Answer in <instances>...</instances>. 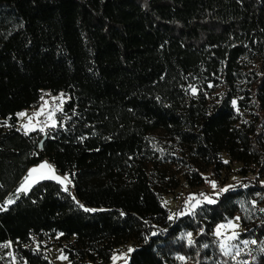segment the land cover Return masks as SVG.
<instances>
[{
    "label": "trees",
    "instance_id": "obj_1",
    "mask_svg": "<svg viewBox=\"0 0 264 264\" xmlns=\"http://www.w3.org/2000/svg\"><path fill=\"white\" fill-rule=\"evenodd\" d=\"M44 94L65 97L61 117L24 134L18 114ZM44 161L67 190L18 192ZM226 169L241 182L170 219L163 190ZM260 177L264 0H0V245L20 264H54L56 235L69 264L129 243L128 264H264ZM236 216L235 262L213 231Z\"/></svg>",
    "mask_w": 264,
    "mask_h": 264
},
{
    "label": "rangeland",
    "instance_id": "obj_2",
    "mask_svg": "<svg viewBox=\"0 0 264 264\" xmlns=\"http://www.w3.org/2000/svg\"><path fill=\"white\" fill-rule=\"evenodd\" d=\"M64 101H65V97L62 95L56 96V95H52V94H44L39 105L36 108L26 109V110L19 112V114L24 113L25 115L20 116L18 114V125H17L18 129L25 134L26 130L23 127V125L29 124V119L31 118V126H34L35 130H29V131H27V134L32 133V132H36L37 135L44 134L45 130L48 127L55 126L58 118L61 117L60 112L62 111ZM38 112L41 114L39 116H36L35 114ZM49 117H51V118H49ZM41 128H43V131L40 130ZM223 161L225 162L228 160L226 158H223ZM45 162L47 164L51 165L47 161H44L42 163H45ZM42 163H40V164H42ZM40 164H38L35 167H31L28 170L26 177L28 176V173L31 169L37 168ZM56 175L60 176L61 178L64 177V175H60L58 173H56ZM178 177L176 178L177 180H178ZM206 177H207L206 183L203 186L198 187V188H190L187 184H185L182 181V179H179L178 180V186L176 188L172 185V186H169L166 190H163L162 195H161L162 196V203L165 206V208L167 209V211L169 212V216L171 218L174 217L175 215L181 216V215L189 214V213L195 211L197 209V207H199L203 203H207V201L204 200V196H207L214 201V198L222 193L220 191L221 189H227L229 187L237 185L242 180V178L238 175V169L233 170V171L226 169V171L221 172L216 178L210 176L209 173L206 175ZM259 179L261 181L260 183H262V185H264V178L260 177ZM24 181H25V179H24ZM42 181L56 182L55 180H51V179L40 180L39 182H42ZM213 183L216 184V188L212 187ZM35 184H37V183H35ZM35 184H33V185H35ZM58 184H60V183H58ZM60 185L64 188H68V186H70V182H68L66 184H60ZM29 190L27 191V193L29 192ZM21 193H24V192H21ZM201 194H203V195H201ZM192 196H195L200 201V203L198 204V206L195 209H192L190 204L188 203L189 198ZM195 203H196L195 200L191 201V204H195ZM237 218L238 217L236 216L231 221L234 224L238 225V227H236L234 229V231L238 234V239L230 241V243L232 245H235V247L232 249V255L228 256L232 260H234L235 262L239 261L240 258L244 255V253L249 250L248 245L245 246L243 243H241L242 240H240L239 235L243 232V228L241 227L239 219H237ZM224 224H226V223H224ZM217 226L215 227V229L213 231V236L219 244V241L215 235V230H216ZM224 235L225 236H231L232 230L226 231L224 233ZM57 238H58L57 235L54 237H50L49 239H46V241L42 242V245L46 247L48 257L54 264H69L67 259H61L62 256L63 257H66V256L64 255V253L62 251V247L60 246V244L56 242L57 240H55V239H57ZM4 245H10V244L9 243H3L0 245V264H20L19 261L17 260L16 256H15V254L13 253L11 246L5 247ZM133 248L134 247L132 246V244L129 243V244H126V245L122 246L121 248L117 249L113 253L111 260L108 264H128L131 253L133 252ZM129 249H132V251L129 252ZM237 249L240 250V254L238 256L235 255ZM113 256H120V257H124V258L123 259H117L114 262L112 259Z\"/></svg>",
    "mask_w": 264,
    "mask_h": 264
},
{
    "label": "snow or ice",
    "instance_id": "obj_3",
    "mask_svg": "<svg viewBox=\"0 0 264 264\" xmlns=\"http://www.w3.org/2000/svg\"><path fill=\"white\" fill-rule=\"evenodd\" d=\"M211 87V85H210ZM191 91L193 92V94H195L196 89L194 87H192ZM235 101H233V105H235ZM41 113H36V116H39ZM20 116H24V113L19 114ZM51 118V117H49ZM23 127L25 128V134H27V131L29 130H35L34 126H31V118L29 119V124L27 125H23ZM41 131H43V128L40 129ZM225 163H227V161H225ZM55 180L57 183L60 184H66L69 181V178L67 175H65L63 178H61L60 176L56 175L55 169L45 163L40 164L37 168H33L29 171L28 176L25 178L24 183L21 185V187L18 189V192H24L27 193V191L33 186V184L38 183L40 180ZM213 188H216V184L213 183L212 184ZM65 190H67V188H65ZM221 192L227 191V189H221ZM203 195V194H201ZM195 200L196 203L195 204H191V201ZM204 200L207 201V203L211 204L214 203V201L207 197L204 196ZM8 203H12L11 200L8 201ZM191 206L192 209H195L198 204L200 203V201L195 197L192 196L189 198V202H188ZM85 211H91L89 209H85ZM261 211H264V209H262ZM191 214H195L194 212H192ZM171 219V217H170ZM239 219V218H237ZM238 227L237 224H234L232 221H229L226 224H220L217 226L216 230H215V235L219 241V247L223 253V255L225 256H230L232 255V249L235 247V245H232L230 243V241L232 240H236L238 239V234L234 231V229ZM228 230H232V235L231 236H225L224 233ZM189 236V244L192 243L191 240V234H188ZM241 243H243L245 246H247V244L249 243V241H241ZM251 243H256V241H251ZM5 247H10V245H4ZM132 249H129V252H131ZM240 254V250L237 249L235 255H239ZM124 257H120V256H113V261L115 262L117 259H123ZM234 258V257H233ZM61 259H67V257H61ZM180 259H183V257H181Z\"/></svg>",
    "mask_w": 264,
    "mask_h": 264
},
{
    "label": "water",
    "instance_id": "obj_4",
    "mask_svg": "<svg viewBox=\"0 0 264 264\" xmlns=\"http://www.w3.org/2000/svg\"><path fill=\"white\" fill-rule=\"evenodd\" d=\"M45 139H46V137H43V139L40 141V143H39V148L40 149L42 148V145H43V142H44Z\"/></svg>",
    "mask_w": 264,
    "mask_h": 264
}]
</instances>
